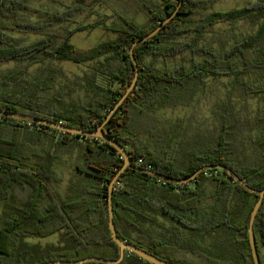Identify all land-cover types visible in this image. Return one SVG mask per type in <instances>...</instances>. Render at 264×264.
Returning <instances> with one entry per match:
<instances>
[{
  "label": "trees",
  "instance_id": "1",
  "mask_svg": "<svg viewBox=\"0 0 264 264\" xmlns=\"http://www.w3.org/2000/svg\"><path fill=\"white\" fill-rule=\"evenodd\" d=\"M99 1L71 0V4L84 8ZM180 2L144 5L149 14L144 24L134 15L115 11L122 21L118 29H109L115 38L83 51L71 43L81 28L55 27L70 21L76 9L45 11L31 0H0V66L38 65L30 73L0 70V109L82 130L97 129L133 81L132 45L163 23ZM205 7L204 0H182L174 18L134 49L139 68L136 87L103 131L126 147L132 163L145 170L189 180L203 167L212 169L176 184L127 168L114 185V224L122 241L172 264H255L248 224L259 196L216 166H226L249 187L264 190V116L254 132L240 131L233 107L226 104L217 132L208 130L203 138L196 131L188 145L179 138V122L158 121L164 109L191 105L208 77L238 78L256 72L260 83L251 92L264 96V0L201 16ZM242 19L259 22L254 36L221 51L201 45L213 26ZM13 31L41 37L20 44L8 34ZM186 53L188 63L159 66L161 60ZM56 61L91 65V74L79 83L87 97L80 104L63 98L60 91L70 97L64 87L57 90L58 79L66 76L54 66ZM247 143L251 153L240 158ZM123 164L122 156L103 140L0 116V264L118 260L120 248L112 240L108 199L110 182ZM63 165L73 170L65 188ZM254 234L264 264V200ZM50 236L58 240L32 241ZM120 264L151 263L125 251Z\"/></svg>",
  "mask_w": 264,
  "mask_h": 264
},
{
  "label": "rangeland",
  "instance_id": "2",
  "mask_svg": "<svg viewBox=\"0 0 264 264\" xmlns=\"http://www.w3.org/2000/svg\"><path fill=\"white\" fill-rule=\"evenodd\" d=\"M206 7L201 9L203 14H209L213 11H230L241 9L251 2L257 0H204ZM31 3L38 9L45 11L59 10L58 12L70 11V8L76 9L70 15V21H64L63 24L56 23L55 27L67 26L68 28H81L82 31L76 33L71 43L79 50H89L96 45L115 38V33L109 29H118L122 26V21L118 18L115 11L134 15L139 24H144L149 19L148 10L144 5L153 6L159 3V0H101L88 7L81 8L71 4V0H31ZM199 17V15H197ZM37 20L36 16L31 17ZM260 28L259 22L253 23L250 19H242L233 23L217 24L209 29L202 38L201 45L215 48L221 51L223 48H228L236 41H242L245 38L254 36ZM9 35L18 40L20 44L30 43L41 37V34L32 32H9ZM190 54L178 56L175 59L168 61L161 60L159 66L170 67L182 61L189 62ZM201 60L202 57H199ZM26 64L10 62L0 66V70L4 71H25ZM55 67L62 69L65 73V78L58 79L57 90H62L70 94L66 95L64 91H60L65 100L71 98L75 103L80 104L86 100L85 92L81 89L79 83H82L87 75L91 74V65H78L73 62H54ZM38 65L28 66L27 73L33 72ZM260 83L257 73L250 75H242L238 78L224 77L213 78L208 77L201 91L198 92L195 101L191 105L179 106L176 108L164 109L158 121L179 122L181 138L183 145H188L193 140V134L201 132V136L206 138L208 130L215 134L220 126L219 116L223 113V107L231 105L235 121L239 124L240 131L254 132L258 125L259 119L264 116V96L255 95L251 92ZM69 88H71L69 90ZM236 129L239 131V129ZM247 149L240 153V158H244L246 154L251 153L249 144H246ZM183 151L177 154L178 158L183 157ZM63 174L62 186L65 188L72 178L73 170L68 165L61 167ZM23 191H20V196H24ZM1 213V208H0ZM58 237L50 236L40 242L42 244L56 242ZM264 260V248L262 249Z\"/></svg>",
  "mask_w": 264,
  "mask_h": 264
},
{
  "label": "water",
  "instance_id": "3",
  "mask_svg": "<svg viewBox=\"0 0 264 264\" xmlns=\"http://www.w3.org/2000/svg\"><path fill=\"white\" fill-rule=\"evenodd\" d=\"M181 5H182V0L179 4L178 8L172 14H170V16L163 23H161L151 33L147 34L146 36H144L140 40L134 42V44L132 45V48L130 49V56H131L132 62H133L134 67H135V74H134L133 81H132L131 85L129 86V88L127 89V91L125 92V94L116 103V105L112 108V110L107 115L104 122L97 129H95V130H82V129H78L75 127L67 126V125L62 124V123H57V122L46 120V119L35 118L33 116L25 115V114H21V113L3 111L0 109V116H4L7 118H12V119H16V120H21V121H27L29 123H34V124H37L40 126L49 127V128L58 130L60 132H66V133L79 135V136H85V137H94V138L103 140L104 142H106L107 144L112 146L122 156L123 161H124L122 168L117 172V174L113 177L112 181L110 182L109 199H108L109 227H110L111 234H112V240L114 242H116L120 248L119 259L116 261H112V260H105L102 258H89V259H86V260H83L80 262L57 261V262H50V263H46V264H83V263L88 262V261H98V262H103V263H108V264H120L124 259L125 251L132 253V254H135L139 258H141V259H143V260H145L151 264H172L170 262L164 261V260L152 255L151 253H149V252H147V251H145L139 247H136L130 243L122 241L119 238L117 231H116V228H115V224H114V211H113V203H112L114 185L117 182V180L120 178V176L125 172V170L127 168H132V169L137 170L139 172L146 173V174H148L154 178H157V179L165 181V182L182 184V183H186V182L190 181L191 179L196 178L201 172L212 169V166H206V167L199 169L192 176V178L189 180H175L172 178H168V177L163 176L161 174H158L154 171H148V170H145L143 168L135 166L132 163V160L130 158V155L127 152L126 147H124L121 143H118L116 140L112 139L110 136H108L106 133H104L103 129L109 123L110 119L113 117V115L118 110V108L126 101L128 96L131 94V92L136 87L137 80L139 77V68H138V65L136 63V59L134 57V49L137 46L144 44L148 40L154 38L161 31V29L174 18V16L179 11ZM216 168H219V169L225 171L227 174H229L246 191L259 196V199L256 202V204H255V206L251 212L250 218H249L248 236H249V242H250V246H251V250H252V256L254 259V263L255 264H261L259 254H258V251L256 248L254 224H255L257 214H258L261 206L263 205L264 190L259 191V190H256V189L249 187L244 181H242V179L232 169H230L226 166L219 165V166H216Z\"/></svg>",
  "mask_w": 264,
  "mask_h": 264
},
{
  "label": "built area",
  "instance_id": "4",
  "mask_svg": "<svg viewBox=\"0 0 264 264\" xmlns=\"http://www.w3.org/2000/svg\"><path fill=\"white\" fill-rule=\"evenodd\" d=\"M141 162V160L139 161V163Z\"/></svg>",
  "mask_w": 264,
  "mask_h": 264
}]
</instances>
